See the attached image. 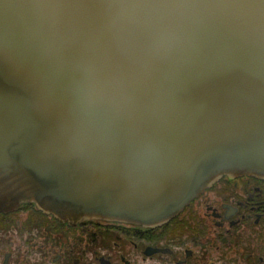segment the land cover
<instances>
[{"label": "water", "instance_id": "95a60500", "mask_svg": "<svg viewBox=\"0 0 264 264\" xmlns=\"http://www.w3.org/2000/svg\"><path fill=\"white\" fill-rule=\"evenodd\" d=\"M264 178V0H0V212L175 217Z\"/></svg>", "mask_w": 264, "mask_h": 264}, {"label": "flooded vegetation", "instance_id": "af4514ba", "mask_svg": "<svg viewBox=\"0 0 264 264\" xmlns=\"http://www.w3.org/2000/svg\"><path fill=\"white\" fill-rule=\"evenodd\" d=\"M0 264H264V178L223 175L155 227L72 224L24 202L0 212Z\"/></svg>", "mask_w": 264, "mask_h": 264}]
</instances>
